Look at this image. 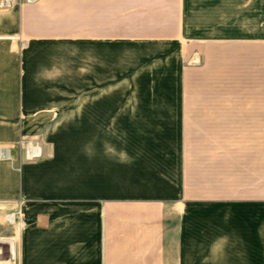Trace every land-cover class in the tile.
Returning a JSON list of instances; mask_svg holds the SVG:
<instances>
[{
	"label": "rangeland",
	"instance_id": "obj_1",
	"mask_svg": "<svg viewBox=\"0 0 264 264\" xmlns=\"http://www.w3.org/2000/svg\"><path fill=\"white\" fill-rule=\"evenodd\" d=\"M45 1L16 0L0 12ZM48 1L58 44L17 40L18 78L36 81L21 94L28 107L10 127L15 140L0 144L17 151L0 158V264H102L105 202L175 199L185 177L202 192L240 184L239 40L248 30L240 13L188 12L178 34L146 37L161 0H120L121 20L115 29L107 21L119 36L88 46L73 34L65 0ZM49 101L57 107L36 108ZM34 111L41 117L28 119ZM29 143L40 156L26 157ZM215 206L198 210L202 228L226 210ZM16 211L22 218L12 225Z\"/></svg>",
	"mask_w": 264,
	"mask_h": 264
},
{
	"label": "crops",
	"instance_id": "obj_2",
	"mask_svg": "<svg viewBox=\"0 0 264 264\" xmlns=\"http://www.w3.org/2000/svg\"><path fill=\"white\" fill-rule=\"evenodd\" d=\"M15 1L11 0L10 6ZM65 2L63 13L74 22L72 32L83 45L119 36V32H107L111 28L107 21L114 22L115 29L116 20H121L120 0L112 1V10L106 8L112 5L110 0ZM156 4L142 36L167 37L168 30L178 34L188 12L242 14L241 28L248 31L239 40L243 51L241 182L236 185L232 181L219 192H202L201 186L185 177L182 195L175 199L105 202L102 264H264V0H161ZM42 14H47L44 19L50 28L43 29ZM58 18L48 0L0 12V144L15 140L10 127L17 123L22 107H28L21 94L31 90L27 88L29 78L36 81L34 76L18 78L17 40L28 36L34 44H58L56 26H52ZM56 104L49 101L36 108L51 111ZM40 115L34 111L28 119ZM6 146L17 154L14 143ZM182 152L186 170V158L191 155L186 152L191 151L185 137ZM223 204V214L214 212L209 228H202L198 210ZM21 218V212L16 211V224Z\"/></svg>",
	"mask_w": 264,
	"mask_h": 264
},
{
	"label": "built area",
	"instance_id": "obj_3",
	"mask_svg": "<svg viewBox=\"0 0 264 264\" xmlns=\"http://www.w3.org/2000/svg\"><path fill=\"white\" fill-rule=\"evenodd\" d=\"M37 0H28V2H36ZM8 7H11V6H8V5H3V2L2 0H0V9H3V8H8ZM34 148L36 149L37 146L33 145L32 143H29L25 146V149H26V157L28 159H34V158H37L39 155H40V152H37L34 151ZM15 219H16V212H11L7 215V220L9 221L10 224H16L15 222ZM2 249L0 248V253H1Z\"/></svg>",
	"mask_w": 264,
	"mask_h": 264
},
{
	"label": "bare ground",
	"instance_id": "obj_4",
	"mask_svg": "<svg viewBox=\"0 0 264 264\" xmlns=\"http://www.w3.org/2000/svg\"><path fill=\"white\" fill-rule=\"evenodd\" d=\"M3 5H11V0H2ZM40 152V149L37 147L36 149L34 148V151ZM40 156V155H39ZM14 154L12 152V147L11 146H0V158H8V159H13Z\"/></svg>",
	"mask_w": 264,
	"mask_h": 264
}]
</instances>
